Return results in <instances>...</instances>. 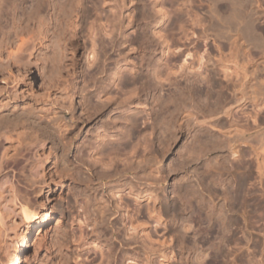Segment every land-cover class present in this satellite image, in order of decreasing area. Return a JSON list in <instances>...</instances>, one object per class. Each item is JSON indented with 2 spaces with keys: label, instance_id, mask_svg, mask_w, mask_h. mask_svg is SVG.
<instances>
[{
  "label": "rangeland",
  "instance_id": "obj_1",
  "mask_svg": "<svg viewBox=\"0 0 264 264\" xmlns=\"http://www.w3.org/2000/svg\"><path fill=\"white\" fill-rule=\"evenodd\" d=\"M5 1L6 0H0V28L2 27L0 29L1 32L0 41L4 40L3 34H5V32L7 31L10 32L13 29V27L17 28L18 26L21 25L23 21L22 20L23 16H21L20 13L21 12L20 4L16 1V7L17 5H19V7L15 8L14 9L15 11L14 10L12 11L14 12L13 14L10 13L12 16L8 15V17L10 16L13 18V21L15 20L14 23H12L14 25L12 27L10 19L6 18L7 16L5 13L6 11ZM92 1L93 0H88L87 2L89 8L93 7ZM153 1H154L153 3L151 2V4L155 3L154 5H152L153 7L149 3L150 1L147 0L144 2V4H147L148 7L149 6L152 7L151 12H153L154 10L153 13L155 15L150 16V21H152V24H155L154 26L155 32L156 31L158 33L161 32L163 33V36L165 35L164 37L167 38L166 40L168 43V47H170V49L168 48L169 49L168 52L166 51L167 54H165V56L162 57L160 53H158L157 51L158 49L156 48L157 47L156 40H154L152 46L153 48H151V56L147 58L148 60L146 59V61L148 62L144 63L145 65L144 68L146 67L145 69H147V67H150L148 68L149 70L154 69L155 72L159 74V75L157 74L159 79H155V80L161 82L165 87L166 86L170 87L171 84H174L176 82L177 75H179L181 71L183 72V69L185 67L191 73L200 71L203 74L202 76H204L205 78H211L213 75L212 74L213 72H211L212 71L211 64H215V66L213 65V67L215 72L217 73L215 74L216 75L215 78L217 77L216 78L217 82H220L222 85L226 84L229 88L227 87V89H225L226 94L223 95L225 99H223L222 96L219 97L220 100L219 98H217L219 102L216 105L210 107L209 109L205 108L202 114L199 113L197 110L199 101L195 91L193 90V87L189 83L187 84L184 83L185 85L183 84L182 91L181 89L180 91H178L181 93L171 90L170 87V89L168 88L169 92L167 91L163 96H160L158 92L154 90L152 87L151 88L147 87V90L141 87H138L139 88L138 89L137 86L139 84H137L134 81L133 77L135 74L134 72H137L138 70L137 67L139 66L137 54L140 51H142V49L138 47L139 45L137 43H133L130 42V40H128L131 38V36L135 34V30L132 31V29H128L125 32L127 36L123 37V39L126 38L128 42L126 41L125 44L123 45L122 52L126 53L128 51L127 62L122 61L119 65L116 66L117 68L114 67L116 68V70L113 69V71H117L115 72V76H114L116 79L112 77V74L108 75L109 79L106 78L107 75L104 76L103 83L101 82L103 86H101L100 84L99 87V94L102 97L101 98L102 100L100 99L101 103L102 101L105 103V101L108 100L107 97L110 96L106 104L109 103V101L111 102L113 100H115L116 102L121 101L122 103L124 98L128 100L130 104L128 108L122 106L120 107V109H118L119 111L118 110L113 111L112 113H109V115L105 117V120L108 117L107 120L109 121V123L107 120L106 122L110 125V127L104 130L103 128L97 130L98 136L94 138L95 140L90 139L91 141L90 140L87 141L88 148L91 151L85 153L87 154L89 153L88 155L92 153L91 154L92 156L91 155L90 156H91V160L92 159L93 160L91 161L90 158L88 160L90 163L89 166L92 164L94 168L95 166H98L100 164L97 163L99 162L96 160L97 158L95 159V157L93 156L100 157V161L103 163L104 161L105 163L108 164L109 162H111L109 166H107L109 167L108 168L109 170L104 169V167L102 166L103 169L108 172H111L110 171L111 169L112 172L115 171L113 167H115L117 170L119 168L122 169L121 167H123L124 165H129L125 167H132L133 169L135 168L134 170L132 169L129 171V173H127L128 178L129 176L133 178V184L135 189H137V191L139 190L142 191L141 189H146L149 186V188L153 190L152 189L153 186L154 190L156 189V191L155 192L152 191V193L150 191H147L142 194L139 193L137 194L133 191H130L131 186L120 187L119 190L117 189V191L116 190L112 191L114 192V195L112 197L115 198L116 202H118V204L120 205V209L123 211L122 222L124 225L123 227H121L122 229L120 231L123 234L124 232L125 234L127 233L129 236H133L134 234L136 236L135 240L137 241L133 245L135 247L132 251L133 252L132 256H128V257L125 256L126 259L118 258L120 260H118L117 264H159V261L161 260L160 254H164V253L166 255V260L162 261V264H179L182 262L183 263L186 262L185 264H188V262H190L189 253L191 250H193V247L189 239L188 238L186 239L187 236L185 237L184 235V237H182L183 234L181 235V232L178 230V226H177L181 218L188 212L190 213V216L187 220L188 221L187 223L190 222L189 223L190 225L188 224L187 226L188 228L189 226L191 227L188 229L187 234H189L190 231H192L191 229H193L192 227L194 226L195 230L197 231L199 230V232H197V237L201 236V238H204L205 234L208 236V238L206 237V239L207 241L208 240L209 241L206 242L204 240L205 243H202L201 246L204 248L203 251L205 250L206 247H208L204 252L206 254V251H208L206 254L207 256H204L205 254H203L202 251L200 252V254H202L200 255L202 258L204 259L209 258V253H212V249L210 250V248H213V244L210 242L211 240H213L212 235L217 234L218 231L219 232L221 231V230H217L216 232L215 229H217V227L215 225L218 224V222L222 223L221 221H226L227 225L230 224L228 227L229 232L227 230V232H224L223 234L220 235L218 233L217 235L219 237L224 235L223 236L224 238L222 237L223 240L220 243V246L221 245L223 246L219 248V250L222 252V253L220 252L221 253L220 254L221 256L219 257V259L221 258L220 262H224L222 261L223 259L226 262L227 260H229V262L232 261L233 264H250V262L251 264H254L256 262H257L256 264H259L260 261H261L260 264H262V259H264V184H263L264 180L262 181V179L260 178L261 176L259 177L260 179L257 180L258 175L255 176L256 168L254 162L257 160V162L262 161V163H264V158H263L264 151L262 152L263 155L262 154L260 155L259 150L256 148L259 142L258 141L255 142V140H252V138L251 139L249 138L247 140V138L249 136L251 137L258 131H262L264 129V124L262 122L259 123L260 124L259 129H256V127H254L256 125L251 126L252 120H247L248 123L250 122L248 126L245 121L246 118H244L241 115H243L246 112L248 113L251 112L252 108H254L253 105L254 101L257 102L258 105H262V107L259 109L260 112L264 110V89L258 90L259 93L263 92V94H259L258 96H256L255 100H253L251 96H247L249 95V93H251L252 90L251 88H253L250 87L251 85L248 86V84H250L252 80L258 82L257 80H259V78L261 77L260 75L256 74V72L253 74V76L256 74V76L254 77L255 79L252 78L251 80L250 77L252 76L248 75V77L245 78L244 80L245 82L243 81V79L241 80L242 81L241 83L246 84L244 86H242V84L239 83L240 81L238 80L239 77L238 74H236L237 76L234 77V79L237 81L234 86L235 88H233L232 86L233 83L226 82L223 80L221 65L226 64L225 59L228 58L229 49L227 45L222 43V41H224L228 32L234 31L235 28L233 27L237 25L232 24L231 26V24L229 25V23L228 24L225 23L226 25L225 24L219 25L218 23H216L215 18L217 20V17L219 18L222 15V12L225 14V15L223 14V18L224 16H226L225 18H227L226 10H223L222 12L221 10H218L217 4L218 3L220 4L221 2H227V3L230 2V8H229L230 10L229 9L228 10L231 12L233 11L239 12L240 9L244 7V10L247 11L245 13L249 14V15L246 14L247 16H249L246 17L247 20L246 23L248 24L250 21L252 20L254 21L253 24L254 26L256 25L257 27L255 26L254 28L251 27L249 28V26H246L248 30L246 29L244 33L245 34L244 37L246 38L247 53L249 56L247 58V61L250 60L249 63H256L257 65L256 71H258V73L260 72L259 74L262 73L263 75H264V69H263L264 63L263 61L259 62L260 60H262V57H259L262 56V52L260 55L261 49L259 48L260 42L258 37L261 35L259 34L261 32L260 28L261 29L263 28L264 22H262L263 20L260 18L259 15L256 14L253 16L254 14V11L252 10L253 8L251 7V5L249 6V4H252L251 3L252 0H158V1L153 0ZM215 2L217 4H215ZM132 3L133 4L136 3V7L138 6L136 12L135 10L132 11L133 12L132 19H135L136 17V24L139 25L142 22L141 15L138 12L139 10H141V5L139 4L140 2L139 1L136 2V0H133ZM231 6H233L234 8ZM151 7H149L150 10ZM158 8H161L162 10L160 11L164 12V18L161 21L158 14L162 12L159 11L160 13H158L157 12V10H159ZM232 8L233 11L231 10ZM96 10L95 11L98 14L97 15L98 18H96V22L98 19V22L101 23L100 27L101 26L105 27V29H103L102 27L100 28V33L101 35H103L104 33L103 31L108 30L107 28H109L108 27L109 23L106 20V18L110 17L108 15H111L110 7L106 6L103 3V0H99L97 2ZM228 10H227L228 17L230 18L229 16L230 12ZM250 10H252V12H250ZM217 12L219 13V15L220 14L221 15L216 16ZM249 12L252 14H250ZM42 13L44 14V12ZM124 13L126 15V12ZM233 13L230 14H232L233 16H235V18H237L238 16L236 17V15ZM92 16L96 17V15H92ZM250 16H253L252 17L253 19ZM198 17H202L204 20L201 22L203 23L202 26L200 23L196 24L193 23L192 21L193 18L197 19ZM235 18L233 17V20L231 22L234 23L236 20L239 19L237 18L235 20ZM91 19L93 20L92 17ZM177 19H179L180 24H182V27L180 24H177L178 21L175 22ZM29 20L27 21L30 24L29 26H31L32 20L31 19ZM235 23L238 24L237 21ZM226 26L230 27L227 28L228 30L230 29L231 30L228 31L225 28ZM216 31H218L219 34L222 33L221 35L222 37L219 36ZM183 32L187 34L188 39L183 36L184 34ZM191 32H194L195 35L194 37H192ZM203 35H208V38L205 40L206 43L205 48H204V40L202 39ZM50 39L53 38H49V40ZM154 39H156L155 36ZM11 41L13 42L9 44L7 43L6 46L14 44V42L16 41L15 37H13ZM43 41L44 42L41 44L43 47L37 45L38 47H36V50L34 52V54L37 52L36 53L37 55L35 54L36 55L35 56L33 54L31 56L32 59L31 58L27 59L28 51H26L27 54L25 52H22L21 54L22 56L20 55L18 59L15 58L14 60L0 61V100L4 102L6 100L8 103L6 105V108L9 109V112L6 114V116L0 121L2 122L0 123L2 124L0 125V132L3 130L2 132L5 131L4 133L6 134L7 133L6 130H8V133H10L9 134L10 137L12 136V139H10L12 141L10 140L4 141L3 140L4 138L2 136H4L5 134L1 132L0 143H2L5 146L9 145L8 148L9 150L12 149L11 145L14 146L16 144L17 146L18 144L16 142L20 143L19 146L17 147L22 153V157L17 158L16 160L17 162L14 164L16 168L14 175L18 180H20V182L22 181L24 182L26 181V183L33 182L30 191H32L31 192L33 194L32 196L35 197L34 200H36V204H39L38 205L40 207L39 215H41V213H43L47 209H48L47 210L48 213L52 212L50 216L51 217L50 223L46 228L47 229L46 232L44 233L45 236L43 235L40 237V239L42 238L41 240H39L40 244L39 243L37 244L38 241L37 240L33 245L28 246L24 254L25 261L23 260L24 262L22 264H107L106 251H105L106 247L102 242L95 239V234L91 230L94 223L93 222L94 216L90 215V213L87 212V207H88V211L89 209L91 210L93 207L89 198L85 197L82 194L78 195L77 197L71 196L70 192L67 190V185L71 182L70 179L67 177L65 173H59L58 171L54 170V167L52 165L53 159L51 158H49L48 161L46 162V168H45V180L46 183H48V186L46 185V183L44 185L36 182L37 180L40 179L39 176L35 174V170H34L35 169L34 167L37 163V157H38L37 154L40 153L43 148L45 152L48 151L49 149L48 146L51 145V141L54 138V136L51 135L50 130H48V128L44 124L42 123L38 124L36 122L32 124L33 122L32 120L28 121L25 118L24 115L26 113L23 114L21 113L20 115L18 110L19 108L21 109L23 107H25L26 109L31 108L34 110H36V108L38 107H41L43 109H48L50 105L58 106V104H60V106L63 105V107L67 106L70 100L69 95L72 93L70 82L72 80L75 81L74 78L76 74L81 75L80 66L83 61L82 50L81 49L77 50L75 53L76 74L72 75L70 72H68L69 73L68 74L63 69V66L65 64L63 63V61L65 62L66 60H63L64 59L63 55L61 58V53L64 54L66 52L65 53L66 55L72 50L70 49L67 50L62 45V47L64 48L63 50H65L62 51V47H60L61 43H59L61 42L60 40L59 42L56 41V39L50 41H48V39H46L45 41L44 39ZM51 42H53V45ZM45 43L47 44V46H45ZM37 48L41 49L42 52H39L40 50ZM53 52L55 53L57 52V54ZM186 53H189V55L186 56L185 55ZM53 55L55 56L58 55L60 56V58L57 59ZM200 55L202 58L200 62H198V58ZM159 57H161L160 58L161 60H158ZM209 57L210 59H212L211 61L207 60V58ZM53 58L55 59L53 60ZM59 59L62 60V61L60 60V62L62 63L60 64L62 65L60 67L61 69L60 68L58 69L55 66L56 64L60 63V62L57 63V60L59 61ZM256 59H258L259 61ZM149 60L151 61L149 62ZM52 61H56V62L53 63ZM198 63H200V65ZM53 64L54 66H52ZM17 66L20 68H18ZM51 66L52 69H50ZM53 68H57L58 69L57 72L53 71ZM231 68L234 73H237L238 71L237 66L232 65ZM23 70H25V74H27V78L24 80L20 78ZM8 72H13V74L17 75V80H15V83L17 82L16 84H13L14 82L10 84L1 83L2 78L8 79L7 77L9 75ZM108 73L109 71H107L106 74ZM80 75L79 76L76 75L77 86L78 84L82 85ZM98 76L99 75H95L97 79ZM95 77L94 80H92L93 84H91L92 82L89 83L90 84L89 88L92 87V85L94 86V82L97 84L98 81L96 80ZM257 77L259 78L257 79ZM61 79L63 81H61ZM53 80H55L54 82L57 83H54ZM131 81H133L134 83H132ZM62 82L63 84L59 85V87L61 88H57V85ZM65 82L68 83V86ZM257 84L255 83L253 85H257ZM14 85L16 87H14ZM63 85L66 86L64 87ZM12 86L15 88V90H13L14 88ZM54 86L56 88H54ZM240 86L242 87L247 86V87L246 89H243ZM101 87L102 89L100 93ZM238 87H240V91L243 92L244 90V93L242 92L240 93L238 91L239 90ZM142 89L144 90L141 91ZM235 89L236 91L239 92L238 97L240 98L241 96L242 99L237 100L238 97L234 99L235 97H233V92ZM66 93L68 96L65 97ZM150 93L151 94L153 93L154 95L153 94L151 95ZM46 94L50 96L45 100V98L43 97ZM105 96H107L106 97L107 99L103 100V97ZM142 96L145 98H143ZM221 98L223 99V101L221 100ZM260 99L261 101H259ZM43 100H45V102ZM79 100H80L79 96L78 97L72 96V102L75 103V105L76 104L79 105ZM142 100H145L146 103L148 104L144 106V104H142ZM211 101H216V99L213 98L211 99ZM50 102H52L53 104ZM239 102L242 105L238 106V104H240ZM77 105H76L77 108L76 114H79L81 109ZM147 105L148 106L151 105V108L154 110L152 111L151 109H149ZM258 105L257 107L259 108ZM153 106L154 107L156 106L155 108H158L159 112H157V110ZM0 108L3 109L4 107H0ZM224 109L228 111L230 110L229 113L232 115L240 116L238 118L239 121L235 123H231L230 120L227 119L228 117H226L225 114H223L224 112L222 113ZM10 112L13 113L11 114ZM155 112L159 114L157 115ZM16 114L19 115V117H17ZM12 116L13 117L15 116L14 119L19 118L17 120L18 122H16V120L14 121ZM21 116L25 118L24 121L26 122L27 125L24 122H22L23 124L20 123L21 121H23L21 120L22 118ZM126 117L127 118L135 117L137 120L136 124L131 125L126 120L124 121ZM223 118L226 122L223 120ZM219 120L224 121L223 124L226 123V125L220 124L218 122ZM242 121L245 123L243 124ZM94 122L95 121H92L89 124H83L81 126H78L77 131L74 134L73 138L77 140L78 143H82L81 139H85L87 137V135L90 133L88 129H90L91 126H93ZM38 125L39 126L41 125L42 127L41 126L39 127ZM245 126L246 128H248L247 132ZM235 127H239L238 128V130L240 129L238 131V133L240 132L239 135L242 133V135H240L241 137L239 136L237 137V139H235L237 136L236 134L237 130H235L236 129ZM243 129H245V132ZM127 132H130L129 134L130 136H127L128 135L126 134ZM219 132L221 134H219ZM16 135L18 137V141H15L17 140L15 138ZM118 136H120L121 138L120 137L117 138ZM99 138L101 139L99 140ZM202 141L204 144L202 143ZM248 141H251V143ZM124 142L125 143L129 142L128 145L126 143L127 147L126 145L125 146L123 145L125 144ZM41 143H44V147L40 146ZM99 145H100L99 149L103 152V154L100 153L101 151L98 149ZM107 146L109 147L111 146V148L113 146L115 147L114 149L112 148L113 150L110 148L112 151L115 150V153H113L111 150L109 151V153L112 152L110 154L112 160L109 162H108V158L110 159V156L108 154V151H104L105 149H107ZM230 149L235 150L236 155L230 156ZM97 151L98 152L100 151L99 152L100 154L96 155L98 153ZM254 151L255 153H258L260 157L257 156V158L255 159L253 156ZM104 152L105 153L107 152L106 155L104 154ZM74 153L75 151L73 148L72 151L68 154L69 161L73 160L71 162L72 163L74 162L75 164L78 165L76 166L80 169V171H82L81 173H83L85 177L89 172L87 177L91 180V181L90 180L87 181L88 178H86L87 180L85 179L84 180L85 182L82 180L84 183L82 181L76 182L77 188L79 187L78 190L83 192L84 189L88 187L89 190L86 189L85 191H88V194H90V196L92 197L95 194V190L100 189L101 182L95 179L94 177L95 175L93 174L94 168L92 166L91 168H88L89 167L87 165L88 160H86L87 162H85L84 160L83 161L84 163L80 161L75 162ZM101 158L103 160H101ZM94 159L97 161L96 162L97 164L93 162L95 161ZM253 159H255V161ZM133 162H135V164ZM137 162L138 165L136 164ZM130 164L134 165L135 167L131 166ZM151 164L152 166H150ZM103 165L106 166V164ZM6 172H9V170L7 171L0 170V185H2L0 186V192H1L0 195H2L7 191L9 185L8 182L7 183L5 182L6 177L2 176ZM154 174H156L155 177L158 176V178L157 177L156 179L153 178ZM244 176L247 177V180L246 177ZM262 177H264V174L262 175ZM112 178L113 179H111L109 184H112L113 180L115 179L116 180L113 183L114 185H116L117 182H118L117 186L118 184L119 185L121 184L120 183L121 178L117 176H114ZM50 179L54 181H50ZM240 181L242 182L241 184ZM86 183L88 185H86ZM260 183L262 184V186ZM94 184L98 186L91 187ZM224 184L225 187L227 185V189H229L228 190L229 194L226 195V197H228L229 199L228 198L225 199L224 197L225 195ZM89 187L92 189H90ZM2 188H4V190H2ZM232 189H233V193H232ZM185 190H187V193L191 195L189 196ZM184 193H186V195H183ZM2 196H3L2 199H4L5 196L6 197L8 196V193L3 194ZM236 196L238 197L237 199H235ZM232 197L233 199L231 200ZM213 204L216 207L212 209L211 207L214 206ZM231 204H233V206ZM220 205H222L223 207ZM168 206H172V207H168ZM224 206L226 207V210ZM227 207L228 208L231 207V208L228 210ZM85 208H86V212H85ZM216 208L217 210L220 209V211L223 213L217 211ZM170 211L172 214L170 213ZM196 211L199 212L195 213ZM228 211H231V213ZM224 212L226 213L227 216H230L231 219L225 216ZM194 214H196L197 216H195ZM198 214L201 216L199 217ZM213 214L214 216H212ZM58 215H60L62 224L61 226L58 227V229L54 230L55 228L52 227L53 224L52 222L54 221L55 217ZM222 215H224V218L226 220H224ZM206 217H208V219ZM14 219L17 221V217H15ZM208 220H209V224H208ZM214 220L216 221V224H214L215 222ZM203 221L205 222L203 223ZM130 223H132L133 226H136V229H133L130 226ZM176 230L179 231V233ZM8 231L10 230H7V234H8V236L6 237V239L8 238L7 240H11L15 238L19 233L20 236L19 235L18 236L21 237L22 235H24V226L19 225L16 229V234L14 233V231H10L9 233ZM33 232H34L33 229H30V235L33 236ZM243 235L246 236L245 239ZM209 236L212 237V239ZM247 238L249 241L247 240ZM214 240L212 241L213 243H215L216 241ZM188 244H190L189 245L190 248L189 247L187 248V250L189 251L186 250V247L184 248V246L185 245L188 246ZM37 246L39 247L37 248ZM249 258L252 259L249 260L250 262L247 261ZM6 261H7V257L2 252H0V264H8V261L7 262Z\"/></svg>",
  "mask_w": 264,
  "mask_h": 264
},
{
  "label": "bare ground",
  "instance_id": "obj_2",
  "mask_svg": "<svg viewBox=\"0 0 264 264\" xmlns=\"http://www.w3.org/2000/svg\"><path fill=\"white\" fill-rule=\"evenodd\" d=\"M16 1L20 4V9H21L20 13H21V16H23L22 17L23 21H22L21 25L18 26L19 28L18 27L17 28L13 27L14 25L12 23H14L15 20L13 21L12 17H10V16L8 17V15H11L10 13H12V14L14 13L12 11L15 8L19 7V5H17V7H16ZM98 1L99 0H93L92 1L93 7L89 8L88 5H87L88 0H6L5 1V4H6L5 5V8H6L5 9L6 10L5 13H6V16H7L6 18L10 19L13 29L10 32L7 31L9 33L5 32V34H3L4 35V40L0 41V61H5V60L9 61V60H14L15 58L18 59V57L22 54V52L26 53V51H28L27 59L28 58L30 59L31 56L34 54V52L36 50V47H38L37 45L42 46L41 44L44 42L43 41L44 39H45V41H46V39H48V41L56 39V41H58V42H59V40L61 41V42H59V43H61L60 47H62V45H63V47H65V49L72 50L69 53H67L66 55H65L66 52L64 54L61 53V58H62V55H63L64 56L63 60H66L65 62L63 61V63H65L64 66H63V69L66 71V73L70 72L72 75H74V74H76L75 73V67H76L75 66L76 65L75 53H76L77 50H80V49L82 50L83 61H82V64L80 66L81 71L79 70L81 75L80 74H76L78 76L80 75L81 81H82V83H81L82 85L78 84V86H77V84H76V75H75V78H74L75 81L72 80L70 82V87H71V90H72L71 92L72 93L69 95V99L70 100L68 99L69 103H68L67 106L63 107V105L60 106V104H58V106L50 105L49 107L47 106L48 109H43L41 107H38V108H36V110L31 109V108L30 109H28V108L26 109L25 107L22 106L23 108H21V109L19 108L18 111H19L20 115H21V113L22 114L26 113L24 115L25 118L28 121L32 120L33 121L32 124H34V122H36L38 124H40V123L44 124L48 128V130H50L51 135L54 136V138H53L54 141L52 139L53 142L51 141V145L48 146V148H49L48 151L45 152V150L43 148L42 151L37 154V156H38L37 157V163H36V165L34 167L35 168L34 170H35V174L37 176H39L40 179L37 180L36 182L45 185V183H46V180H45L46 162L48 161L49 158L53 159L52 165L54 167V170L58 171L59 173H65L67 175V177L71 181L67 185V190L70 192L71 196L72 197H77L78 195L82 194L85 197L89 198V200L91 201V203L93 205L92 209L91 210L89 209V211H88V207H87V212H89L90 215L94 216V219H93L94 223H93V226L91 225L92 226L91 230L95 234V239H97L98 241L102 242L105 245V247H106L105 251H106V262H107V264H117L118 260L125 258V256L126 257L132 256V253H133L132 251H133V249L135 247L133 245L137 241L135 240L136 236L134 234H133V236H129L127 233H126L127 234L126 235L125 232H124V234L121 233V231H120L122 229L121 227H123V225H124L123 222H122V212L123 211L120 209V205L118 204V202H116L115 198L112 197L114 195V192H112V191L113 190L117 191V189L119 190L120 187H124V186H131L130 191H133V192H135L137 194L138 193L142 194V193L147 192V191H150L151 193H152V191L153 192L156 191V189L154 190L153 186H152L153 190H151V188H149V186H148V188H146V189H141L142 191H140V190L137 191V189H135L134 184H133V178H131L130 176H129V178L127 177V173H129V171L133 169L132 167H125V166H129V165H124L123 167H121L122 169L119 168L120 170L119 169L117 170L115 167H113V169H115V171H113V172H112V169L110 170L111 172H108V171L104 170V169L109 170L108 169L109 167H107V166H109V164L111 163L109 161L112 160L110 154L112 152L115 153V150L112 151L115 148L114 146L112 147L113 149L111 148L112 145L110 147L107 146V149H108V147H109V149L108 150L107 149L104 150V151H108V154L110 156V159L108 158L109 164L105 163V161H104V163L101 162L100 161V157L93 156V157H95V159L97 158L96 159L97 161L100 162L99 163V162H97L94 159L95 161H93V162H95V164H97V163L100 164L98 166H95V168L92 166V164L89 166L90 163H89L88 159L90 158V160H91V156H92L91 154L92 153L90 154L91 156L88 155L89 153L88 154L85 153V152H90L91 151L88 148L87 141L90 140V139H94L95 137L98 136L97 130L102 129V128L104 130V129H108L110 127V125L108 124L109 121L107 120L108 117L106 119L108 121V123L106 122L105 117L108 116L109 113H112L113 111H116V110L120 109V107H122V106H125V107L128 108V106L130 104V102L124 98L122 103H121V101H117L118 102L117 103L115 100H113L111 102L109 101V103H107L109 105H107L106 102H108L110 96L109 97H107V96L103 97V100L107 99V98H108V100L105 101V103L103 101L101 103V100H102L101 98L102 97L99 94V87H100V84H101V86H103L102 83H103L104 76L107 75L106 78H108L109 77L108 75L112 74V77H114L115 76V72H117V71H113V69L116 70V68H117L116 66L119 65L122 61L123 62H125V61L127 62V58H128L127 52L128 51L126 53L122 52L123 51L122 50L123 45L127 41L126 38L123 39V37L127 36V34H125V32L128 29H132V31L135 30V34L133 36H131V38L128 39V40H130V42L137 43L139 45L138 47L140 49H142V51H140L137 54V57H138L137 59L139 61V66L137 67V69H138L137 72H134L135 74H134V77H133L134 81L137 84H139L137 86V88L141 87V88H145L147 90V87L148 88L152 87L154 90H156L158 92V94L160 96H163L168 91V88L170 89V87H171V90L178 92V91H180V89L182 91L184 83H186V84L189 83L193 87V90L195 91V93L197 95V98H198V101H199L197 110H198L199 113L202 114L203 110L205 108L209 109L210 107L216 105L219 102L217 100V98H219L221 96L223 97V95L226 94L225 89H227L228 86L226 84L222 85L220 82H217V80H216L217 77L215 78V76H216L215 74H217V73L215 72L214 67H213V65L215 66V64H211L212 65V67H211L212 71L211 72H213L212 73L213 75H212L211 78H205L204 76H202L203 74L200 71L191 73L185 67L183 69V72L181 71V73H179V75H177L176 82L174 84H171V85L169 83L170 87H167V86L165 87L161 82L155 80V79H159V77H158L159 74L157 72H155L154 69H152V70L150 69L149 70L148 68H150V67H147V69H148L147 70V69H145L146 67L144 68V66H145L144 63L148 62V61H146V59L149 56H151V48H153L152 46H153L154 40H156V44H157L156 48L158 50L157 49L156 50L158 51V53H160V55L162 57L165 56V54H167L166 51L168 52V50L170 49V47H168V43H167V40H166L167 38L164 37L165 35L163 36V33H161V32H159V33L157 31L155 32V30H154L155 24H152V21H150V16L151 15H155L153 13L154 10H153V12H151L152 11V7H153L152 5L155 4V3L151 4V2L153 3L154 1L153 0L152 1L148 0V1H150L149 3L152 6V7L149 6V7H151V10H150V8L147 6V4H144V2L147 1V0H136V2L139 1L140 2L139 4L141 5V10H139L138 12L141 15L142 22L138 25V24H136V17H135V19H132V13H133L132 11L135 10V12H136L137 11V7H138V6L136 7V3L135 4L132 3L133 0H103V3L106 6L110 7V12H111V15H108L110 17L106 16L107 17L106 20L109 23V26H108L109 28H107L108 30L103 31L104 32L103 33L104 37L100 33V28L102 27V26L100 27L101 23L98 22V19H97L98 23L96 22V18H98L97 17L98 14L96 12L97 11L96 10V6H97V2ZM157 1H155V2H157ZM228 3L227 2H221L220 4L219 3L217 4L215 2V4L218 5L217 6L218 10H221V12L223 10H226V13H227L226 14L227 18H225L226 16H224V18H223V14L224 13L222 12V15L220 14L221 15L220 16L219 13L217 12L216 16L218 15L220 17L219 18L217 17V20L215 18L216 23H218L219 25H223L225 23H227V24L229 23V25L231 24V26H232V24L237 25V26L233 27L235 29L232 32L230 31L231 29L230 30L227 29V28H230V27H228L229 25L225 27L230 32L227 33L224 41H222V43L227 45L228 49H229L228 58L225 59L226 64L221 65V67H222L221 71H222L223 80L226 81V82L233 83L232 86H233V88H235L234 86H235V83L237 81L234 79V77L237 76L236 74L239 75V77H238V80L240 81L239 83L242 82L241 81L242 79L244 81L245 78L248 77V75L252 76V77H250L251 80H252V78H254L256 76V74L260 75L261 76L260 78L257 77V79L259 78V80H257L258 82L252 80V82H255L256 84L258 83L257 85H253L255 83H252V82H250V84H248V86L251 85L250 87H253V88H251L252 89L251 93H249V95H247V96H251L252 99L255 100L256 96H258L259 94H263V92L259 93L258 90L264 89V75L262 73L259 74L260 72L258 73V71H256V66H257L256 63H249L250 60L247 61V58L249 56H248V53H247L246 38L244 37V35H245L244 33H245L246 29H247L246 26H249V28L250 27L254 28L256 25L254 26V24H253L254 21L253 20H252L253 22L250 21L248 23L249 25L246 23V21H247L246 17H249V16L246 15L248 13H245L247 11L244 10V7H242V9H240L238 7L240 9V11L239 12L238 11L234 12L233 11V8H234L233 6L234 5L231 6V7H233L231 9L234 12L233 13V12L229 11L230 10L229 9L230 8V2H228ZM251 3L252 4H249V6L251 5V7L253 8L252 9L254 11L253 16L256 15V14L259 15L260 18L263 20L262 22H264V0H252ZM158 9H159V10H157L158 13L162 12V13L158 14V16L160 17V21H161L164 18V12L160 11V10H162L161 8H158ZM227 10L230 13L235 14L236 17L238 16L237 18H239L238 19L239 21L236 20L237 18H235V16H233L230 13H229L230 18H229ZM252 10H250V12H252ZM42 12H44V14ZM124 12H126V15H125ZM157 12H155V13H157ZM250 14H252V13H250ZM92 15H96V17H94ZM231 15L235 18V20L238 22V24L235 23L236 21L234 23L231 22L233 20V17ZM253 16H250V17L252 18ZM91 17L93 18V20L91 19ZM29 19L32 20V22H31L32 25L31 26H29L30 24L27 21ZM225 19H227V20H225ZM177 21H178L177 24H180L179 19H177L175 22H177ZM192 21H193V23H196V24L200 23L201 26H202L203 23H201V22L204 21V20H203L202 17H198L197 19L193 18ZM180 25L182 27V24H180ZM102 28L105 29V27H102ZM217 29H218V27H217ZM260 30H261V32L259 34H261V35L258 38H259V42H260L259 43L260 44L259 48L261 49L260 55H261V52H262V56H259V57H262V60H260V61L258 60V59H261V58H258L256 60H258L259 62L263 61V63H264V26H263L262 29L260 28ZM218 31H220V30H218ZM218 31H216L217 34L219 36H221L222 33L220 32L221 34H219ZM183 33H184L183 36L188 39L187 34L185 32H183ZM191 35H192V37H194L195 36L194 32H191ZM154 36H155L156 39H154ZM13 37H15V40H16L14 42V44L6 46L7 43L9 44V43L13 42V41H11ZM214 37H215V34H214ZM49 38H53V39L49 40ZM207 38H208V35H203L202 39L204 40V48L206 47L205 40ZM223 38H224V36H223ZM219 40H221V39H219ZM56 41H55V43H56ZM53 42H51L52 45H53ZM56 45H57V43H56ZM40 46H39V48H40ZM45 46H47L46 43H45ZM63 47H62V51H65V50H63L64 49ZM39 48H37V49H39ZM218 49H219V46H218ZM39 50H40L39 52H42L41 49H39ZM154 51H155V48H154ZM94 52H95V54H94ZM53 53H55V52H53ZM55 54H57V52ZM185 55L187 56V55H189V53H186ZM53 56H55V55H53ZM55 57L57 59L60 58V56H58V55H56ZM160 58L161 57H159L158 60H161ZM201 58L202 57L200 55L199 58H198V62H200ZM54 59L55 58H53V60ZM60 60L61 59H59V61L57 60V63L60 62ZM207 60L211 61L212 59H210V57H209V58H207ZM150 61L151 60H149V62ZM52 62L54 63L56 61H52ZM152 62H153V60H152ZM60 64H62V63L60 62V63L56 64L55 66L59 69L62 66ZM198 64L200 65V63H198ZM137 65H138V63H137ZM146 65H147V63H146ZM148 65H149V63H148ZM232 65L233 66L234 65L237 66V68H238L237 73L233 72V70L231 68ZM52 66H54V64ZM52 66H51L50 69H52ZM114 67H116V68H114ZM120 67H122V66H120ZM18 68H20V67H18ZM57 68H53V71L57 72V70H58ZM166 69H167V67H166ZM107 71H109L110 74L109 73L106 74ZM255 72H256V74L253 76V74ZM8 73H9V75L7 76L8 79L2 78L1 83L10 84V83L14 82L13 84H16L17 82L15 83V80H17V75L13 74V72H8ZM52 73H54V72H52ZM58 73H59V71H58ZM159 73H160V71H159ZM22 75H21V77L19 76L22 80L27 78V74H25V70L22 71ZM95 75H99L98 79L95 77ZM94 77L98 81L97 84L98 83L99 84L97 85L94 82V86L92 85L93 88L92 87L89 88V85H90L89 83L92 82L91 84H93L92 80H94ZM114 78H113V80H114ZM54 81L55 80H53V82ZM61 81H63V80L61 79ZM131 82L134 83L133 81H131ZM54 83H57V82H54ZM61 84H63V82L59 83L58 85L56 84L57 88H61V87H59V85H61ZM66 84L68 86V83H66ZM241 84H242V86L246 85L244 83H241ZM53 85H55V84H53ZM63 86L65 87L66 85H63ZM242 86H240V87H242ZM14 87H16V86L14 85ZM240 87H238L239 88L238 91L241 93L242 91H240ZM246 87L247 86L242 87V88L246 89ZM50 88H52V87H50ZM54 88H56V87L54 86ZM238 88H236V89H238ZM101 89H102V87L100 88V93H101ZM236 89L233 92V97H235L234 99H236V97L239 96V92L236 91ZM13 90H15V88ZM143 90L144 89H142L141 91H143ZM14 93H16V92H14ZM178 93H181V92H178ZM242 93H244V90H243ZM155 94H157V93H155ZM49 96L46 94L43 98H45V100H46V98H48ZM66 96H68L67 93H66L65 97ZM72 96H76V97L79 96V98H80L79 105L76 104L81 109L79 114H76V109L77 108H76L75 103L72 102ZM144 96H147V95H144ZM231 97H232V94H231ZM261 97H263V96H261ZM143 98H145V97H143ZM213 98L216 99V101H211V99H213ZM223 99H225V98L223 97ZM223 99L221 98L222 101H223ZM239 99H242L241 96H240V98L238 97L237 100H239ZM45 100H43V101L45 102ZM219 100H220V98H219ZM259 101H261V99ZM50 103H52V102H50ZM7 104L8 103H7L6 100H5V102L0 100V107H4L3 109L0 108V121L9 112V109L6 108ZM142 104H144V106H145L148 103H146L145 100H142ZM239 105H242V104L240 103V104H238V106ZM253 105H254V108H252V110H251L252 113L251 112H249V113L246 112V113H248V114H246V113L242 112V113H244L246 115L243 114L241 116L246 118L245 121H246L247 125L250 123V122L248 123L247 120H252L251 121L252 122L251 126L256 125L254 127H256V129H259V125H260L259 123L262 122L264 124V110L262 112H260L259 109L262 107V105H258V103L255 102V101H254ZM257 105L259 106V108L257 107ZM147 107H149V109H151L152 111L154 110V109L151 108V105L150 106L147 105ZM155 109L157 110V112H159L158 108H155ZM33 110L37 111V112H34ZM224 110L222 111V113L224 112L223 114H225V116L228 117L227 119H229L231 123H235V122L239 121L238 118L240 116H235V115L230 114L229 113L230 110L229 111L226 110V109H224ZM12 111H13V109H12ZM157 112H155V113L158 115L159 113H157ZM151 113H153V112H151ZM17 114H16V116L19 117V115H17ZM9 116H10V114H9ZM152 116H153V114H152ZM14 117L12 116L13 120L14 121L16 120V122H18L17 120L19 118L14 119ZM21 117L20 118L23 121L20 120L21 121L20 123L24 122L26 124V122L24 121L25 118L23 116H21ZM155 117H154V120H155ZM152 119H153V117H152ZM125 120L127 122H129V124H131V125L136 124V121H137L135 117H131V118H127L126 117V119H124V121ZM223 120H224V118H223ZM92 121H95V122H94L93 126H91V128L88 129L90 133L88 132L89 134L87 135L86 138L84 137L85 139H81L82 143H78L77 140H75L73 138L74 134L77 131V127L81 126L83 124H89ZM224 121H220L219 120L218 122L220 124H223ZM0 123H2V122H0ZM244 123L245 122H243V124ZM253 123H255V124H253ZM211 124H213V123H211ZM238 124H240V123H238ZM263 124H262V126H263ZM0 125H2V124H0ZM223 125H226V123L223 124ZM246 126H245V128H246ZM243 127H244V125H243ZM235 128H236L235 130H237V133H236L237 136H236V138L235 137L234 138L237 139V137L242 135V133L239 135V133H240V132L238 133V131L240 130V129L238 130L239 127H235ZM2 129H4V128H2ZM215 129H217V128H215ZM246 129H247L246 130V132H247L248 128H246ZM110 130H111V128H110ZM217 130H219V129H217ZM243 130L245 132V129H243ZM250 130H251V128H250ZM1 132H0V134H1ZM4 132H2V133L5 134ZM6 132H7L6 133L7 135L6 134L4 136H2L3 134L1 135L4 138L3 139L4 141H6V140L8 141V140L12 139V136L10 137V135H9L10 133H8V130H6ZM126 134H128L127 136H130L129 135L130 132H127ZM219 134H221V133L219 132ZM243 134H245V133H243ZM209 136H210V134H209ZM119 137L120 136H118L117 138H119ZM15 138L17 139L15 141H18L17 135H16ZM101 138H99V140ZM249 138L250 139L252 138V140H255V142H257V141L259 142L258 146L257 147L255 146V147L259 150V154L261 155L262 152L264 151V129L262 131H258L257 133H255L251 137L249 136L247 138V140ZM243 140H244V138H243ZM10 141H12V140H10ZM248 142L251 143V141H248ZM16 143L18 144L17 146H19L20 143H18V142H16ZM126 143H127V145L129 144V142H126ZM126 143L123 144V145L125 146ZM202 143H203V141H202ZM100 145L98 146V149L100 148ZM127 145H126V147H127ZM6 146L3 145L2 143H0V170L1 171L9 170V172H6V173H4L2 175L4 177H6L5 182L6 183L8 182L9 185H8L7 191L5 193H3V194L8 193V196L7 197L5 196L6 198L4 197V199H2L3 198V196H2L3 194L0 195V252H2L7 257L8 264H22L25 261L24 260V258H25L24 254H25L28 246L29 245H33L37 240H38L37 241V244H38L39 240L42 239V238L40 239V237L43 236L44 233L47 230L46 228H47V226L50 223V218H51L50 216H51L52 212L50 211L51 213H48V211H47L48 209H47L44 212L42 211L43 213H41V215H39L40 214V207L38 206L39 204H36V200H34L35 197L32 196L33 195L31 193L32 191H30L31 190L30 188L32 187L33 182L26 183V181L25 182L22 181V182H24V183H22L14 175V172L16 171V168H15L14 164L17 162L16 161L17 158L22 157V153L20 152V150L16 146V144L14 146L11 145L12 146L11 150L8 149L9 145L7 147ZM40 146L44 147V143H41ZM73 148H74V151H75V153H74L75 162L76 161L83 162L84 160H85V162H87L86 160H88V164L86 163L89 166L88 168H91V166L94 168V173H93L95 175L94 177H95V179H97V180H99L101 182L100 189L95 190V194L92 197L90 196V194H88V191H85L86 189H88L87 186H85L87 188L84 189V191L82 190L83 192L78 190L79 187L77 188L76 182H79V181H82V180L84 181L86 178H88L87 175H88L89 172L87 173V175L85 177L83 175V173H81L82 171H80V169L77 167L78 165L75 164L74 162L72 163L71 161H73V160L69 161L68 154L72 151ZM104 148H102V149H104ZM233 148H235V147H233ZM110 150L112 151L111 153H109ZM99 152L96 155H98L100 153L103 154L102 151L100 153ZM106 153L104 152L105 155H106ZM232 155H236V151L230 149V156H232ZM253 156L256 159L257 156H259V155H258V153H255V151H254V155ZM263 158H261V159H263ZM255 159H253V160L255 161ZM101 160H103V159L101 158ZM133 163L135 164V162H133ZM80 164H82V163H80ZM103 164H106V166H104ZM132 164H130V165L134 166ZM136 164L138 165V162ZM254 164H255V168H256V171H255L256 175L255 176L258 175L257 180H259L261 178L262 181H263L264 177H262V175L264 174V163H262V161L257 162V160H256L254 162ZM83 165H81V166H83ZM93 165H94V163H93ZM102 166L104 167V169H103ZM150 166H152V164ZM105 167H107V168H105ZM81 170H82V168H81ZM155 175L156 174L153 175L154 176L153 178H155V179H156V177L158 178V176L155 177ZM114 176H117V177L121 178V182H120L121 184L120 185L118 184V186H117L118 182L117 183L115 182L116 185L113 184L116 179L113 180L112 184H109L111 179H113L112 177H114ZM150 177H152V176H150ZM244 177H246V176H244ZM148 178H149V176H148ZM51 179H50V181H54V180H51ZM89 180L90 179L88 178L87 181H89ZM223 180H225V179H223ZM246 180H247V177H246ZM223 182H225V181H223ZM87 183H86V185H88ZM93 183H95V182H93ZM241 183L242 182L240 181V184ZM46 185L48 186V183H46ZM0 186H2V185H0ZM94 186H98V185L94 184L91 187H94ZM150 186H151V184H150ZM261 186H262V184H261ZM224 188H225L224 189V192H225L224 193L225 194L224 197H225V199H227L228 197H226V195L229 194V192H228L229 189H227V185L225 187V184H224ZM90 189H92V188H90ZM2 190H4V188H2ZM185 191L187 193V190H185ZM230 191H231V189H230ZM79 192H81V193H79ZM186 193H184L183 195H186ZM232 193H233V189H232ZM180 194H182V193H180ZM155 195H156V193H155ZM188 195L190 196L191 194H188ZM238 197H239V195H238ZM238 197L236 196L235 199H237ZM232 199H233V197L231 198V200ZM213 205H211V206H213ZM231 205L233 206V204H231ZM220 206H222V205H220ZM168 207H172V206H168ZM190 207H191V205H190ZM215 207L216 206L214 205L211 208L213 209ZM230 208L227 207L228 210ZM216 210H217V208H216ZM225 210H226V207H225ZM231 210H233V209H231ZM217 211H220V209H218ZM59 212H61V211H59ZM85 212H86V208H85ZM198 212L196 211L195 213H198ZM214 212H215V210H214ZM228 212L231 213V211H228ZM170 213H171V211H170ZM191 213H192V211H191ZM221 213H223V212H221ZM194 215L197 216L196 214H194ZM216 215H218V214H216ZM189 216H190V213L188 212L187 214H185L181 218V220L177 224L178 230L181 232V235L183 234L182 237H184V235H185V237L187 236L186 239L187 238L189 239V241H190V243H191V245L193 247V250H191L190 253H189L190 259L189 258L188 259L190 260V262L187 261L188 264H233L232 261L229 262V260H227V262H226L223 259H222V261H224V262H220L221 258L219 259V257L221 256L220 254L222 252L219 250V248L221 246H223V245L220 246V243L223 240V238H224L223 236L224 235L221 236V237L217 236L218 233L220 235V234H223L224 232H227L228 227H229L230 224L227 225L226 221H221L222 223L218 222V224H216V221L214 220L215 221L214 224H216L215 226L217 227V229H215L216 232H217V230H221V231L220 232L218 231L217 234L212 235L213 236V240L214 239L216 240V241L214 240L215 243L212 242L213 241V240H211L212 237L209 236L211 238L210 242L213 244V248H210V246H209L210 250L212 249V253H209V258L208 259H204V258H202L200 256V255H202V254H200V252H202L203 249H204L201 246H202V243H205V241L206 242L209 241V240L207 241V239H206V237L208 238V236L205 234L204 238H201V236L200 237L198 236L199 237L198 238L197 237V232H199V230L198 231L195 230L194 226L192 227L193 229H191L192 231H190V233L188 232L189 234H187L188 229L191 227V226H189V228H188V226H187L190 223V222L187 223L188 222L187 220H188ZM198 216L200 217L201 215L198 214ZM212 216H214V214ZM222 216L224 218V215H222ZM225 216H227L226 213H225ZM15 217H17V221L14 219ZM219 217H221V216H219ZM227 217L230 218V216H227ZM206 218L208 219V217H206ZM202 219H201V222H202ZM224 220H226V219L224 218ZM204 222L205 221H203V223ZM52 223H53L52 227L55 228L54 230L58 229V227L61 226V224H62V220L60 219V215L56 216ZM198 223H200V222H198ZM208 224H209V220H208ZM19 225L24 226V235L19 237L20 233L18 232L19 236L17 235L15 238H13L11 240H7L8 239V238L6 239V237L8 236L7 230L14 231V233L16 234V229H17V227ZM130 226L133 229H136V226H133L132 223H130ZM30 229H33V231H34L33 232V236L30 235ZM10 231H8V233ZM179 231H177V232L179 233ZM228 232H229V230H228ZM212 234H213V232H212ZM245 238H246V236H244V239ZM247 240H248V238H247ZM115 243L117 244V246H116ZM189 245L190 244H188V246L185 245L184 248L186 247V250H187ZM225 246H226V244H225ZM38 247L39 246H37V248ZM206 248H208V247H206ZM206 248H205V250H206ZM34 250H36V249H34ZM205 250L203 251V254H205L204 253ZM187 251H189V250H187ZM207 252L208 251H206V254H207ZM206 254L204 256H207ZM118 258H120V259H118ZM160 258H161V260L159 261V264H162V261L166 260L165 253L164 254H160ZM249 260H252V259L249 258L247 261H249ZM180 262H182V261H180ZM260 262H259V264H260ZM263 262H264V259H262V264H263ZM185 263L186 262H184V263L182 262V263H179V264H185ZM256 263H254V264H256ZM250 264H251V262H250Z\"/></svg>",
  "mask_w": 264,
  "mask_h": 264
}]
</instances>
